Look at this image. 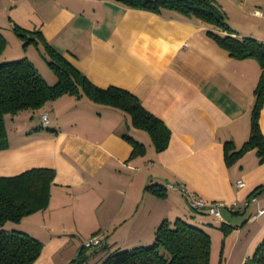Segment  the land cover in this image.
Returning a JSON list of instances; mask_svg holds the SVG:
<instances>
[{
    "label": "crops",
    "instance_id": "0c3cea01",
    "mask_svg": "<svg viewBox=\"0 0 264 264\" xmlns=\"http://www.w3.org/2000/svg\"><path fill=\"white\" fill-rule=\"evenodd\" d=\"M212 1L230 33L175 11L156 14L114 0H0L4 61L27 58L54 85L43 59L46 45L92 86L133 95L168 130L158 151L124 112L87 95L64 94L40 109L6 115L0 177L54 172L46 208L10 227L42 243L33 264H69L96 234L103 245L89 264H97L108 252L150 246L156 228L177 219L203 230L210 223L213 230L231 229L239 222L233 214H241L240 230L255 226V239L264 235V215L254 218L264 210V160L251 149L227 162L249 138L260 62L229 56L209 35L264 45V0ZM18 32L37 43L24 47ZM258 124L264 137V104ZM125 136L142 150L132 154ZM238 181L244 185L236 187ZM174 182L222 204L223 221L190 210L181 193L164 190ZM234 206L242 209H229Z\"/></svg>",
    "mask_w": 264,
    "mask_h": 264
},
{
    "label": "trees",
    "instance_id": "16d2710c",
    "mask_svg": "<svg viewBox=\"0 0 264 264\" xmlns=\"http://www.w3.org/2000/svg\"><path fill=\"white\" fill-rule=\"evenodd\" d=\"M114 1L131 9L156 14L175 11L187 18H197L219 31L231 32L224 13L212 0ZM17 34L24 40V47L31 42L37 43L26 34ZM209 35L229 56L256 57L260 62L261 74L250 114L249 138L239 150L227 154V162L234 163L251 149L257 151L262 161L264 137L258 119L264 104V45L250 38L239 40L211 32ZM5 47L6 40L0 33V147L6 137V115L14 116L21 111L40 109L57 97L69 94L77 97L87 95L94 101L121 110L129 117L133 126L149 134L156 150L165 148L167 128L147 113L130 93L117 88L99 89L92 86L61 54L45 45L43 57L57 78L54 85H48L27 58L4 61L1 56ZM125 138L132 144V154L142 150L141 144L127 136ZM53 176V170L39 168L13 177H0V264H33L38 259L42 243L29 234L10 227L46 208ZM219 227L221 230L227 228L223 224ZM210 242V235L199 227L180 219L173 223L163 221L156 228L150 246L108 252L97 264H210ZM101 248L102 246L89 250L82 247L69 264H89L90 259ZM242 264H264V240L259 243L252 257Z\"/></svg>",
    "mask_w": 264,
    "mask_h": 264
},
{
    "label": "rangeland",
    "instance_id": "374dc122",
    "mask_svg": "<svg viewBox=\"0 0 264 264\" xmlns=\"http://www.w3.org/2000/svg\"><path fill=\"white\" fill-rule=\"evenodd\" d=\"M12 45V44H11ZM21 58H14L8 56L5 60L8 62H13ZM44 59V58H43ZM46 69L49 70V67ZM52 72V71H51ZM53 73V72H52ZM54 74V73H53ZM55 75V74H54ZM237 217L239 222H237V227L225 228L224 230L218 226L216 229L213 223H210L212 227H204V231L210 235V264H241L242 259L244 262L250 259L255 252L259 243L264 240V235L260 236L259 239H255L257 228L245 226L243 230H240L245 222V218L241 220V214H233ZM213 220V218H209ZM223 221L222 218L220 220ZM85 241V240H84ZM83 243V242H82Z\"/></svg>",
    "mask_w": 264,
    "mask_h": 264
},
{
    "label": "built area",
    "instance_id": "2783aa9c",
    "mask_svg": "<svg viewBox=\"0 0 264 264\" xmlns=\"http://www.w3.org/2000/svg\"><path fill=\"white\" fill-rule=\"evenodd\" d=\"M257 14V12H254ZM42 119L46 120V115L42 116ZM244 184L242 181L236 182V187H242ZM164 190L166 191H176L178 193H181L187 201V206L192 211H199L204 212L212 217H214L216 220H221L220 210L223 207L222 204L216 203V202H206L201 197H199L195 192L189 190L184 184L180 182H174V183H167L164 185ZM229 209H237L240 210L242 208H239L237 206L229 207ZM261 215H264V210H258L257 213L254 215V218H258ZM82 246L89 250L98 249L102 246V241L100 239L99 235H93L87 240L83 241Z\"/></svg>",
    "mask_w": 264,
    "mask_h": 264
}]
</instances>
